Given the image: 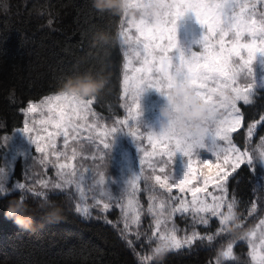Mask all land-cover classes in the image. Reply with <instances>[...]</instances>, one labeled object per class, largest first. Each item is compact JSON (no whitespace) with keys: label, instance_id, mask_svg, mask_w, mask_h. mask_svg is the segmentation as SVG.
Instances as JSON below:
<instances>
[{"label":"snow or ice","instance_id":"snow-or-ice-1","mask_svg":"<svg viewBox=\"0 0 264 264\" xmlns=\"http://www.w3.org/2000/svg\"><path fill=\"white\" fill-rule=\"evenodd\" d=\"M146 2L165 6L166 19L153 22L143 15H136L137 19H127V27L121 28L119 35L128 45L124 52L121 104L127 115L123 119H114L111 126H105L93 110L95 97L84 100L60 91L45 95L38 103L29 101L27 107L21 109L24 126L18 131L40 155L29 153L24 164L33 169L50 166L55 169L56 179H36L30 184L16 182L9 186V168L0 167V196L20 190L19 198L26 202L25 193H30L33 199H50V194L56 193L72 198L70 190L74 187L79 197L75 210L84 218L91 216L90 207L103 212L113 206L119 208L124 227L118 230L128 240L132 227L139 229L145 211L137 195L141 191L139 181L142 178L143 190L148 195L146 211L152 218L150 229L157 243L151 256L141 257V264H155L153 254L160 250L159 246L172 252L185 246L190 248L197 241L203 244L205 239L211 244L219 236L229 239L226 246L221 243L216 264L233 258V246L237 241H247L252 264H264V219L257 225L259 233L257 228L246 229L244 217L236 211L237 197L233 194L229 198V179L238 181V170L242 166L253 172L257 163L264 168V135L260 136L257 148L250 150L247 146L258 123L264 124V115L259 121L246 124V132L242 134L243 148L234 142L232 135L245 124V112L239 106L240 102L245 107L252 106L258 90L264 89V7L257 8V3L264 5V0H130L137 8ZM3 7H8L6 2ZM188 14L195 17L204 33L201 39L182 46L178 42V22ZM122 16L127 18L129 14L125 12ZM133 28L134 36L130 34ZM195 46L200 50H194ZM177 82H188L197 95L213 104L205 135L179 136L171 128L159 134L145 133L135 123H130L141 115L139 101L145 91L155 89L163 94ZM33 114H38V118ZM117 132L130 135L138 152L142 153L138 175L127 183L119 197L108 190L103 170ZM58 137L63 140L61 148L57 147ZM11 138L5 136L3 146ZM143 138L147 139L151 151L142 146ZM202 149H207L215 159L200 160L199 163L208 169L215 167L214 174L205 175L193 167L194 158L199 157ZM178 153L185 163L183 177L177 181L174 164ZM78 157L80 163L73 164ZM88 159L92 163L86 165L84 161ZM169 164L171 172L167 171ZM144 166L151 170L150 175H144ZM198 176L203 177L202 183L198 182ZM37 184L40 191L36 190ZM209 185H212V191H209ZM173 189L184 195H177ZM189 194L190 200L186 198ZM89 196L91 205L86 203ZM225 208L226 211H222ZM256 210L257 205L253 202L249 215ZM177 215L190 220L182 238L178 235ZM233 217H238L243 226L244 234L239 238L225 228V222ZM212 218L217 220L214 234L201 235L196 225L210 229ZM105 220L113 223L106 217ZM135 234L139 237L138 231ZM128 243L131 245L133 241L128 240Z\"/></svg>","mask_w":264,"mask_h":264},{"label":"trees","instance_id":"trees-1","mask_svg":"<svg viewBox=\"0 0 264 264\" xmlns=\"http://www.w3.org/2000/svg\"><path fill=\"white\" fill-rule=\"evenodd\" d=\"M121 19L122 14L97 12L92 0H0V139L22 127L21 109L29 101L60 91L67 77L83 73L102 75L107 81L94 99L95 111L107 118H121ZM98 31L109 36L107 43L94 42ZM239 106L245 112V124L233 138L243 148L246 124L264 115V90L258 92L252 106ZM263 134L264 124L258 123L247 144L250 150ZM238 173V181H229V198L237 197L236 211L244 217L247 229L263 210L264 179L257 168L253 172L242 166ZM20 176L18 164L15 177ZM20 195L14 192L0 197V264H141L145 256L141 241L128 235L133 241L130 245L118 230L122 229L118 224L121 213L82 218L71 198L64 193L50 194L64 208V219L48 224L37 218L34 229L25 231L3 216L7 202ZM26 196L33 207L40 200ZM253 202L257 210L249 215ZM105 217L113 223H107ZM228 239L215 237L211 244L197 241L190 248L169 252L163 264H213L221 243L226 246ZM234 253L238 261L224 264H250L246 244L238 242Z\"/></svg>","mask_w":264,"mask_h":264},{"label":"rangeland","instance_id":"rangeland-1","mask_svg":"<svg viewBox=\"0 0 264 264\" xmlns=\"http://www.w3.org/2000/svg\"><path fill=\"white\" fill-rule=\"evenodd\" d=\"M133 2H135V0H133ZM261 7L262 5L260 3H257V8L260 9ZM137 18L138 17L136 15H131V14H129L127 18H124L122 16L120 27H119V33L121 31L122 26L127 27V23H126L127 19H137ZM119 33H118V43H119V46L122 52L123 66H124V63H125L124 52L128 48V45L123 42ZM203 33H204V29L196 22L195 17L192 14L186 15L181 21L178 22V42L182 46H186L187 44L192 43L194 40L201 39ZM130 34H132L133 36L135 35L134 28L130 30ZM194 50L199 51L200 50L199 46H195ZM133 63L135 64V61ZM122 72H123L122 74H124V67H123ZM262 90L264 89H260L258 90V92ZM39 101H36L33 103H38ZM122 102H123V81H122L121 104ZM139 103H140L141 115L139 116L137 121L130 122V123H135L141 129L142 132L147 133L151 131L156 134H159L163 130V126H164V121L160 115V111L162 107L165 105V98L155 89H148L142 94ZM240 104L243 105L242 102H240ZM92 107H93V110L95 111L94 103ZM122 111H123V116L121 118H118V117L107 118L105 116L98 114L96 111L95 112L99 116L100 123H102L105 126H111L114 119H123L127 115L126 110L124 108H122ZM21 113L23 115L22 111ZM33 115H37V118H38V114H33ZM23 121H24V115H23ZM23 126L24 125L22 124V127ZM241 129L242 127L238 129L237 132H239ZM237 132L233 133L232 135L236 134ZM8 136L12 138L6 146H3L5 136H3L0 139V150L2 151V162H1L0 167L9 168L8 169L10 172V176L8 178L9 186H11L12 184L16 182L30 184V183H33L34 180L36 179H47L49 181L56 179L55 169H53L50 166L47 169H44L43 167H40V166H36L34 169L31 167L25 166L24 162L29 153H32L33 156H39L40 154L35 152L34 147L32 148V146L28 142V139L23 135L22 132H19L18 129H16L11 135H8ZM141 143L143 147L148 148L149 151H151V146L148 144V141L146 138H143ZM62 144H63L62 137H58L57 147L61 148ZM259 144H260V140L258 139L255 141V144L252 146V149L257 148ZM140 155H142V153L140 154L138 152L136 144L130 135H128L126 132H117L116 134H114L111 150L108 152L105 162H104V166H103V170L106 173V185H107L108 190L111 192L113 196L119 197L123 193L127 183L130 180H132L136 175H138ZM53 159H55V157H53ZM155 159H159V157H156ZM205 159L214 160L215 157L211 156V153L207 149L199 150V157L194 158L193 167L197 168L198 170H202L205 175L214 174L216 171L215 167H213L212 169H208L204 167L203 164L199 163L200 160H205ZM72 163L75 165H78L80 163V158L78 157V159L75 161H72ZM84 163L88 165V164H91L92 161L91 159H88V160H85ZM184 163H185L184 158L181 156V154L178 153L175 164H174V177L177 181L182 179L183 177ZM18 164H20V167H21L20 178L15 177V171H16ZM29 164H31V161H29ZM256 168L264 176V168H261V166L258 163H257ZM167 171L171 172V164H169ZM25 173H27V177L25 176ZM150 174H151V170L147 169V167L144 166V175H150ZM235 174L236 173H234L233 175ZM202 179H203L202 176H198V182L202 183ZM139 186L141 188V191L137 195L140 200V203L144 206L145 211L141 216V224L139 226V229L133 226L131 229V233L129 235L133 236L136 242L141 241L140 244L143 245L142 249L144 250L145 256H151L152 249L155 248L157 241H156L155 236H152V231L150 229V223H151L152 218L151 216L147 214V211H146L147 205H148V195H147V192L143 190L144 183H143L142 178L139 181ZM35 187L37 191L41 190L38 184L35 185ZM212 190H213L212 185H209V191H212ZM70 191L72 194L71 199L74 201L75 206H76V203L79 201L78 194L75 192L74 187ZM14 192L21 193L20 190H14L12 193ZM173 192L176 193L177 195H182V196L184 195V194L178 193V190L176 189H173ZM56 194H60V193H56ZM25 195H31V194L25 193ZM186 198L190 200L191 199L190 194L187 195ZM86 203L88 205H91L93 203L90 196L88 200L86 201ZM89 210L91 212V216L89 218H92V217L98 218L100 215H110V213L114 211L120 214L119 208L115 206L110 207L106 212L100 211L96 207H90ZM222 211H226V208L222 209ZM79 215L82 218H84L81 214ZM89 218H86V219H89ZM260 219H264V207H263L260 217L254 223V225L250 228H257V225H259ZM175 221L178 227L180 228L178 235L179 237L182 238L186 234L185 226L190 224V220L186 221L184 219H181L179 215H177L175 217ZM214 223H216V225ZM118 224L122 226V229H123L124 225H123L122 219H121V223L118 222ZM210 224H211L210 229L204 226H201V225H196V230L201 235L214 234L215 229L217 228L216 218H212L210 221ZM137 231L139 232V237H137L135 234ZM188 232L190 233V228ZM257 232L259 233L258 228H257ZM149 237H151V239H149ZM205 240L207 241V239ZM238 242H243L244 244L247 245V241H237L233 246V258H226L223 261V264L224 263H234L238 261V258L234 253V247L235 245H237ZM185 248H189V247L185 246L179 250H173V252L180 251ZM249 253H250V249L248 248L247 254L249 257L250 264H252ZM213 264H216V262H214Z\"/></svg>","mask_w":264,"mask_h":264},{"label":"clouds","instance_id":"clouds-1","mask_svg":"<svg viewBox=\"0 0 264 264\" xmlns=\"http://www.w3.org/2000/svg\"><path fill=\"white\" fill-rule=\"evenodd\" d=\"M92 6L100 13L128 12L131 15H143L153 22H164L166 19L165 6L157 3L146 2L137 8L130 4V0H92ZM93 40L98 44L107 43L109 36L103 31H98L94 34ZM106 83V78L102 75L83 73L67 77L61 85L60 92L87 100L98 96L106 87ZM161 95L165 98V105L160 111L164 121L163 130L171 128L179 136H203L207 133L213 104L197 95L188 82H177ZM217 102H220L219 97ZM3 216L18 228L31 231L37 218L48 224L61 222L64 219V208L49 198L40 199L35 207L24 199L13 198L4 206ZM225 228L235 238L244 234L238 217L226 221ZM159 247L160 250L153 254V259L156 264H163L170 250Z\"/></svg>","mask_w":264,"mask_h":264}]
</instances>
